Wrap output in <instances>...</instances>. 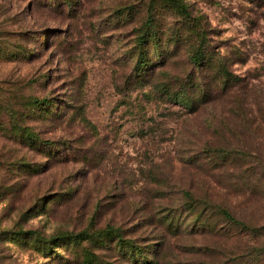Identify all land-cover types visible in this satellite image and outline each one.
Segmentation results:
<instances>
[{"label":"rangeland","instance_id":"obj_1","mask_svg":"<svg viewBox=\"0 0 264 264\" xmlns=\"http://www.w3.org/2000/svg\"><path fill=\"white\" fill-rule=\"evenodd\" d=\"M181 1L0 0V264H264V0Z\"/></svg>","mask_w":264,"mask_h":264},{"label":"trees","instance_id":"obj_2","mask_svg":"<svg viewBox=\"0 0 264 264\" xmlns=\"http://www.w3.org/2000/svg\"><path fill=\"white\" fill-rule=\"evenodd\" d=\"M162 1L164 3H170V4H172V6L177 7L180 10L181 13L189 14L187 6H185V3H183L181 0H162ZM150 9L153 10V8L151 6H150ZM154 18H155V15L151 12V14L149 15V18H148L147 21L149 23H152V21H154ZM141 38L142 39L140 40V42L143 43L145 41V39H146V35H142ZM144 56H145L144 54L143 55H141V54L139 55V59L137 60V63H136L137 67L139 66L138 64H140V63H142V65L143 64L145 65L144 60H143ZM192 60L194 61V63L197 66L204 65L206 68H208V67H212L214 65V56L212 55L211 51L209 49H207V47L202 45V44L197 49H195L194 52L192 53ZM216 70H217L216 73L218 75L222 76L221 78H222V81H223L222 84H223V88L224 89H226V85H229V84H232V83H235V82H236V84H239L241 81H243V79L237 77L235 75V73H233L232 70L225 63L222 64L221 66L217 67ZM186 90H187L186 85L184 87H182L180 90L178 89V90H175V91L170 89V86H165L163 88V91L165 92L164 94L168 98H171L174 102H176V103H178L180 105H183L187 109H192V110L195 109L197 104L200 102L199 100H200V95L201 94H202V97H204V100H206L208 95H210L208 93L206 94L205 91H203L201 89L202 92H200L199 95L195 96L193 94L191 96V95L187 94ZM206 151H207V149H205V152ZM209 151H211V150H209ZM218 153L219 154H217V157L220 158L222 161L226 162L225 157L220 155V153H226V155H227L230 152L220 149L218 151ZM235 160H236V158L232 159V162L235 161ZM186 195L188 196L189 207L192 210H194V209L197 210L198 205H197V203H195L193 201V196L190 193H186ZM202 202H204V201H202ZM202 202H200V204H202ZM202 209L203 210L218 209L220 211V213L226 219H229L232 222H235V223H238V224L242 223L241 221L237 220L228 209H226L225 207H223L221 205H217V204L210 203V202H204L203 205H202ZM115 230H117V229H115V227L111 226V225H107L106 226V230L104 229V231L106 233H114ZM34 233H35L34 231H28V234H34ZM88 235L89 236H87L85 238V240L86 239L88 240V238H90V234H88Z\"/></svg>","mask_w":264,"mask_h":264}]
</instances>
